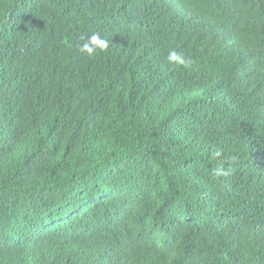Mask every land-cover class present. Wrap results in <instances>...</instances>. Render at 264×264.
<instances>
[{
    "label": "trees",
    "instance_id": "16d2710c",
    "mask_svg": "<svg viewBox=\"0 0 264 264\" xmlns=\"http://www.w3.org/2000/svg\"><path fill=\"white\" fill-rule=\"evenodd\" d=\"M0 264H264V0H0Z\"/></svg>",
    "mask_w": 264,
    "mask_h": 264
},
{
    "label": "clouds",
    "instance_id": "9594fccd",
    "mask_svg": "<svg viewBox=\"0 0 264 264\" xmlns=\"http://www.w3.org/2000/svg\"><path fill=\"white\" fill-rule=\"evenodd\" d=\"M173 7L174 9L177 8V6L175 5H173ZM108 47L109 44L106 39L102 38L99 33H92L80 45V51L87 54V56L91 59L95 58L99 53L105 51ZM166 60L169 64L180 67H188L191 63L190 58L186 57L183 53L176 50H170L167 54ZM214 155L218 157L220 155V152L217 151L216 153H214ZM214 174L216 176H224L228 173L221 167L215 169Z\"/></svg>",
    "mask_w": 264,
    "mask_h": 264
},
{
    "label": "bare ground",
    "instance_id": "6f19581e",
    "mask_svg": "<svg viewBox=\"0 0 264 264\" xmlns=\"http://www.w3.org/2000/svg\"><path fill=\"white\" fill-rule=\"evenodd\" d=\"M199 217V216H198ZM178 223H179V221H178ZM174 229V228H173ZM175 231V230H174Z\"/></svg>",
    "mask_w": 264,
    "mask_h": 264
}]
</instances>
